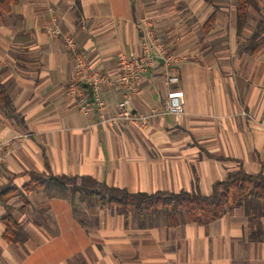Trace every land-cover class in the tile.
<instances>
[{
  "label": "crops",
  "instance_id": "0c3cea01",
  "mask_svg": "<svg viewBox=\"0 0 264 264\" xmlns=\"http://www.w3.org/2000/svg\"><path fill=\"white\" fill-rule=\"evenodd\" d=\"M181 1L176 8V0H18L0 13V86L12 105L0 102V191L20 189L7 203L27 234L22 243L5 241L0 203V264H264V220L256 234L241 207L205 224L156 218L141 226L109 208L75 211L70 196L22 189L36 172L130 192L209 194L239 162L264 174V46L243 48L256 24L238 39L235 7ZM151 34L188 57L175 67L176 83H165L159 58L142 73L128 109L155 111L146 125L110 121L125 88H104L103 110L85 114L67 97L75 64L65 37L90 68L116 77L119 54L141 53L144 43L155 52ZM172 91L184 108L179 118L166 112Z\"/></svg>",
  "mask_w": 264,
  "mask_h": 264
},
{
  "label": "trees",
  "instance_id": "16d2710c",
  "mask_svg": "<svg viewBox=\"0 0 264 264\" xmlns=\"http://www.w3.org/2000/svg\"><path fill=\"white\" fill-rule=\"evenodd\" d=\"M18 0H0V13H8L11 5ZM260 14L254 30L243 40L245 52L253 54L264 46V1L235 0L234 23L236 36L243 39V31L248 22L250 11ZM214 13L202 25L208 32L214 23ZM0 102L11 108V101L0 86ZM30 180L24 184L25 192L31 190L44 192L48 198L77 199L74 209L109 208L124 218L132 216L139 225L152 223L154 219L168 225H180L188 222L205 224L220 218L225 212L241 207L248 221L256 225L255 233L262 232L264 220V174L247 172L239 162L238 168L227 172L222 180L212 184L211 192L203 194L198 189L147 192H130L124 188L109 187L88 176L67 177L43 175L29 172ZM21 193L16 187H7L0 191V203L5 208L2 217L5 229V241L17 244L27 239L22 225L12 216L13 207L7 203L11 196ZM25 200L24 196H21Z\"/></svg>",
  "mask_w": 264,
  "mask_h": 264
},
{
  "label": "built area",
  "instance_id": "2783aa9c",
  "mask_svg": "<svg viewBox=\"0 0 264 264\" xmlns=\"http://www.w3.org/2000/svg\"><path fill=\"white\" fill-rule=\"evenodd\" d=\"M154 53H151L146 43L143 44L141 53L129 56L119 54L117 58V76L111 77L107 73L90 68L84 54L75 44L71 37H65V45L69 49L74 59V74L67 84V97L84 114L97 109L102 111L104 107L101 92L106 87L125 88L124 98L115 103L116 114L110 118L114 122L119 119L146 125L151 117L156 115L155 111L150 114H133L128 109L130 100L138 94L142 73L152 66L155 58L162 60L165 73V83H176L178 74L175 67L186 59L188 55H173L169 53L167 46L159 37L150 35ZM172 70L171 73H169ZM89 88V92L86 88ZM166 112L175 118L184 114V108L180 101L179 94L170 92L166 101ZM4 157L0 155V164Z\"/></svg>",
  "mask_w": 264,
  "mask_h": 264
},
{
  "label": "rangeland",
  "instance_id": "374dc122",
  "mask_svg": "<svg viewBox=\"0 0 264 264\" xmlns=\"http://www.w3.org/2000/svg\"><path fill=\"white\" fill-rule=\"evenodd\" d=\"M212 1L213 0H205L207 5H213ZM260 1L263 2L264 0H260ZM181 2H182L181 0H176L175 7L176 8L179 7ZM217 2H218V0H217ZM221 2H222L223 5L228 6L229 8L230 7H235V0H220V2H218V3H221ZM257 16H258V14L256 12H253V10H251V13L248 16V22H247V25H246V29H250L251 26L256 24L257 20L259 19V18H257ZM198 28L199 29L197 31H195L196 35H197L196 37H199V35H202V33H203L201 28L200 27H198ZM157 37H159L161 39V41L167 46L166 39L163 36H159L158 35Z\"/></svg>",
  "mask_w": 264,
  "mask_h": 264
}]
</instances>
